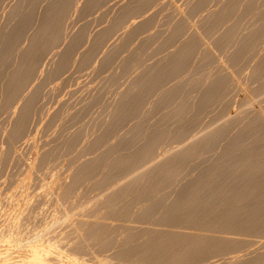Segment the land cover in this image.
<instances>
[{
  "label": "rangeland",
  "instance_id": "rangeland-1",
  "mask_svg": "<svg viewBox=\"0 0 264 264\" xmlns=\"http://www.w3.org/2000/svg\"><path fill=\"white\" fill-rule=\"evenodd\" d=\"M258 1L0 0V264L27 263L36 245L49 249V264H163L164 252L178 248L184 258L173 257L174 264L191 258L193 264L195 257L194 264H264V214L255 211L264 210L258 193L264 186V0ZM249 131L254 142L218 143L226 132L238 140ZM211 164L223 166L216 180L212 171L210 178L204 173ZM172 169L178 171L171 175ZM237 182L241 189H226ZM52 249L65 259L54 258ZM155 249L162 262L153 260L160 256Z\"/></svg>",
  "mask_w": 264,
  "mask_h": 264
},
{
  "label": "bare ground",
  "instance_id": "bare-ground-1",
  "mask_svg": "<svg viewBox=\"0 0 264 264\" xmlns=\"http://www.w3.org/2000/svg\"><path fill=\"white\" fill-rule=\"evenodd\" d=\"M1 1H3V0H1ZM92 1H93V0H92ZM116 1H117V0H116ZM212 1H213V0H212ZM228 1H229V0H228ZM230 1H231V0H230ZM233 1H234V0H233ZM250 1H251V0H250ZM259 1H260V0H259ZM259 1H258V2H259ZM71 2H72V1H71ZM96 2H97V1H96ZM201 2H202V1H201ZM236 2H237V1H236ZM252 2H253V1H252ZM2 3H3V2H2ZM56 3H57V2H56ZM86 3H87V2H86ZM205 3H206V2H205ZM254 3H255V1H254L252 4H254ZM61 4H62V3H61ZM104 4H105V3H104ZM119 4H120V3H119ZM124 4H125V3H124ZM135 4H136V3H135ZM220 4H221V2H220ZM220 4H219V5H220ZM259 4H260V3H259ZM143 5H144V4H143ZM227 5H228V3H227ZM247 5H248V4H247ZM57 6H58V5H56V7H55V6H53V7H55V9H56ZM86 6H87V5H86ZM90 6H91V5H90ZM111 6H112V5H111ZM256 6H257V5H256ZM261 6H262V5H261ZM240 7H241V6H240ZM248 7H249V5H248ZM248 7H246V8H248ZM258 7H259V6H258ZM22 8H23V6H22ZM82 8H83V7H82ZM91 8H92V7H91ZM98 8H99V7H98ZM102 8H103V7H102ZM140 8H141V7H140ZM204 8H205V7H204ZM251 8H252V7H251ZM254 8H255V6H254ZM256 8H257V7H256ZM60 9H61V8H60ZM153 9H154V8H153ZM188 9H189V8H188ZM212 9H214V8H212ZM244 9H245V8H244ZM257 9H260V8H257ZM21 10H22V9H21ZM56 10L58 11L59 9H56ZM114 10H115V9H114ZM205 10H206V9H205ZM209 10H211V9H209ZM214 10H215V9H214ZM228 10H229V7H228ZM228 10H227V11H228ZM252 10H254V9H252ZM261 10H262V9H261ZM49 11H50V10H49ZM65 11H66V10H65ZM188 11H189V10H188ZM191 11H192V10H191ZM196 11H197V10H196ZM241 11H242V9H241ZM247 11H248V9H247ZM255 11H256V10H255ZM257 11H258V10H257ZM257 11H256V12H257ZM58 12H59V11H58ZM93 12H94V11H93ZM112 12H113V11H112ZM197 12H198V11H197ZM231 12H232V11H231ZM242 12H243V11H242ZM252 12H254V11H252ZM252 12H251V13H252ZM259 12H260V11H258L257 13H259ZM15 13H16V12H15ZM33 13H35V12H33ZM36 13H37V12H36ZM106 13H107V12H106ZM202 13H203V12H202ZM243 13H244V12H243ZM19 14H20V11H19ZM57 14H58V13H57ZM62 14H63V12H62ZM62 14H61V15H62ZM104 14H105V13H104ZM117 14H118V13H117ZM148 14H149V13H148ZM205 14H206V13H205ZM207 14H208V13H207ZM216 14H217V13H216ZM226 14H229V13L227 12ZM230 14H232V13H230ZM245 14H246V13H245ZM254 14H255V16H256V13H254ZM13 15H14V14H13ZM59 15H60V14H59ZM96 15H97V14H96ZM100 15H101V14H100ZM123 15H124V13H123ZM197 15H198V14H197ZM210 15H211V14H210ZM246 15H247V14H246ZM250 15H251V14H250ZM78 16H79V15H78ZM109 16H110V15H109ZM120 16H121V15H120ZM207 16H208V15H207ZM230 16H231V15H230ZM230 16H229V17H230ZM240 16H241V13H240ZM6 17H7V16H6ZM60 17H61V16H60ZM114 17H115V16H114ZM118 17H119V16H118ZM229 17H228V20L230 19ZM252 17H253V16H252ZM257 17H258V16H257ZM57 18H58V16H57ZM61 18H62V17H61ZM61 18H60V19H61ZM115 18H116V17H115ZM120 18H121V17H120ZM244 18H245V17H244ZM244 18H243V19H244ZM246 18H247V17H246ZM15 19H16V18H15ZM40 19H41V18H40ZM63 19H64V18H63ZM185 19H186V18H185ZM208 19H209V18H208ZM214 19H215V18H214ZM223 19H224V18H223ZM226 19H227V17H226ZM259 19H261V18H259ZM11 20H12V19H11ZM46 20H47V19L44 20V23L47 24V21H46ZM105 20H106V19H105ZM111 20H112V18H111ZM204 20H205V19H204ZM212 20H213V19H211V22H212ZM217 20H218V19H217ZM228 20H227V21H228ZM252 20H254V17H253ZM263 20H264V19H263ZM263 20L261 21L262 23H263ZM27 21H28V20H27ZM45 21H46V22H45ZM81 21H82V20H81ZM106 21H107V20H106ZM175 21H176V20H175ZM201 21H202V20H201ZM224 21H225V20H224ZM242 21H243V20H242ZM245 21H246V19H245ZM52 22H54V21H52ZM116 22H117V20H116ZM118 22H119V21H118ZM172 22H173V21H172ZM203 22H204V21H203ZM209 22H210V20H209ZM231 22H232V21H231ZM252 22H253V21H251V23H252ZM255 22H256V20H255ZM255 22H254V23H255ZM102 23H103V22H102ZM187 23H188V22H187ZM243 23H244V22H243ZM243 23H242V24H243ZM249 23H250V22H249ZM256 23H257V22H256ZM56 24H57V23H56ZM100 24H101V23H100ZM103 24H104V23H103ZM118 24H119V23H118ZM127 24H128V23H127ZM143 24H144V23H143ZM174 24H175V23H174ZM194 24H195V23H194ZM222 24H223V23H222ZM49 25H50V23H49ZM53 25H54V24H53ZM101 25H102V24H101ZM112 25H113V24H112ZM114 25H115V24H114ZM114 25H113V26H114ZM164 25H165V24H164ZM210 25H211V24H210ZM227 25H228V24H227ZM237 25H239V24H237ZM240 25H241V24H240ZM251 25H252V24H251ZM255 25H257V24H255ZM261 25H262V24H261ZM20 26H21V25H20ZM73 26H74V24H73ZM96 26H97V25H96ZM106 26H107V25H106ZM204 26H205V25H204ZM241 26H243V25H241ZM247 26H248V25H247ZM252 26H253V25H252ZM258 26H259V25H258ZM263 26H264V25H263ZM40 27H41V26H40ZM46 27H48V29L50 28V27L48 26V24H47ZM46 27H45V28H46ZM51 27H52V24H51ZM206 27H207V26H206ZM214 27H216V26L214 25ZM32 28H33V27H32ZM97 28H98V27H97ZM178 28H179V27H178ZM209 28H210V27H209ZM211 28H212V26H211ZM235 28H236V27H235ZM237 28H238V27H237ZM239 28H240V27H239ZM252 28H253V27H252ZM254 28H255V27H254ZM263 28H264V27H262V30H263ZM68 29H69V28H68ZM74 29H75V28H74ZM100 29H101V28H100ZM138 29H139V28H138ZM165 29H166V28H165ZM213 29H215V28H213ZM256 29H257V28H256ZM259 29H260V28H259ZM46 30H47V29H46ZM61 30H62V29H61ZM72 30H73V29H72ZM97 30H98V29H97ZM97 30H96V31H97ZM106 30H107V28H106ZM128 30H129V29H128ZM173 30H174V28H173ZM206 30H207V29H206ZM231 30H232V29H231ZM234 30H235V29H234ZM240 30H241V29H240ZM245 30H246V27H245ZM253 30H255V29H253ZM257 30H258V29H257ZM257 30H256V32L258 33ZM262 30H261V31H262ZM171 31H172V30H171ZM186 31H187V30H186ZM192 31H193V30H192ZM210 31H212V30H210ZM213 31H214V30H213ZM235 31H236V30H235ZM261 31H260V32H261ZM48 32H49V31H48ZM84 32H85V31H84ZM99 32H100V31H99ZM167 32H168V31H167ZM189 32H190V31H189ZM229 32H230V31H229ZM256 32H255V33H256ZM260 32H259V34L262 35V33H260ZM49 33H50V32H49ZM94 33H95V32H94ZM127 33H128V32H127ZM173 33H174V31H173ZM214 33H215V31H214ZM219 33H220V32H219ZM219 33H218V34H219ZM232 33H234V32H232ZM232 33L230 32V34H232ZM237 33H239V32H237ZM242 33H244V32H242ZM247 33H249V32H247ZM251 33H252V32H251ZM17 34H18V33H17ZM17 34H15V35H17ZM19 34H20V33H19ZM68 34H69V33H68ZM74 34H75V32H74ZM78 34H79V33H78ZM92 34H93V33H92ZM110 34H111V33H110ZM128 34H129V33H128ZM130 34H131V33H130ZM167 34H168V33H167ZM186 34H187V33H186ZM218 34H217V35H218ZM222 34H223V33H222ZM222 34H221V35H222ZM235 34H236V33H235ZM21 35H22V34H21ZM182 35H183V34H182ZM240 35H241V33H240ZM240 35H239V36H240ZM246 35H247V34H246ZM254 35H255V34H254ZM254 35H253V36H254ZM257 35H258V34H257ZM257 35H256V36H257ZM72 36H73V35H72ZM106 36H107V35H106ZM127 36H128V35H127ZM127 36H126V37H127ZM155 36H156V35H155ZM250 36H251V35H250ZM21 37H22V36H21ZM77 37H79V36H77ZM77 37H76V38H77ZM82 37H83V36H82ZM104 37H105V36H104ZM179 37H180V36H179ZM184 37H185V36H184ZM199 37H201V36H199ZM234 37H235V35H234ZM234 37H233V38H234ZM251 37H252V36H251ZM254 37H255V36H254ZM257 37H258V36H257ZM259 37H260V35H259ZM14 38H16V37H14ZM14 38H13V39H14ZM35 38H38V37H34L33 40H34ZM71 38H72V37H71ZM107 38H108V37H107ZM186 38H187V37H186ZM231 38H232V37H230L229 39H231ZM241 38H242V37H241ZM246 38H248L249 40H252V39H250V37H246ZM252 38H253V37H252ZM260 38H261V37H260ZM260 38H259V39H260ZM42 39H43V38H42ZM101 39H102V38H101ZM182 39H183V36H182ZM237 39H239V38H236V40H237ZM36 40H37V39H36ZM38 40H40V38H38ZM38 40H37V41H38ZM75 40H76V39H75ZM80 40H81V39H80ZM87 40H88V38H87ZM89 40H90V39H89ZM93 40H95V39H93ZM157 40H158V39H157ZM232 40H233V39H232ZM232 40H231V41H232ZM254 40H258V39H257V38H254ZM50 41H51V40H50ZM122 41H123V40H122ZM127 41H128V40H127ZM144 41H145V40H144ZM144 41H143V42H144ZM195 41H196V40H195ZM227 41H228V40H227ZM241 41H242V40H241ZM244 41H245V40H244ZM247 41H248V40H247ZM166 42H167V41H166ZM175 42H176V41H175ZM190 42H191V41H190ZM209 42H210V41H209ZM216 42H217V41H216ZM229 42H230V41H229ZM233 42H234V41H233ZM248 42H250V41H248ZM256 42H257V41H256ZM259 42H260V40H259ZM259 42H257V43H259ZM263 42H264V39H263ZM263 42H262V44H263ZM32 43H33V42H32ZM38 43H39V42H38ZM38 43H37V45H38ZM76 43H77V42H76ZM144 43H145V42H144ZM144 43H143V44H144ZM162 43H163V42H162ZM220 43H221V42H220ZM235 43H236V42H235ZM242 43H243V42H242ZM17 44H18V43H17ZM33 44H34V43H33ZM33 44H32V45H33ZM84 44L86 45V43H84ZM95 44H96V42H95ZM124 44H125V43H124ZM135 44H136V43H135ZM164 44H165V43H164ZM218 44H219V43H218ZM222 44H223V43H222ZM226 44H227V42H226ZM239 44H240V43H239ZM243 44H244V43H243ZM251 44H253V43H251ZM262 44H261V45H262ZM19 45H20V44H19ZM73 45H75V44H73ZM97 45H98V44H97ZM99 45H100V43H99ZM169 45H170V44H169ZM185 45H186V44H185ZM220 45H221V44H220ZM223 45H224V44H223ZM227 45H228V44H227ZM227 45H226V46H227ZM229 45H230V44H229ZM236 45H237V44H236ZM40 46H41V45H40ZM158 46H160V45H158ZM186 46H187V45H186ZM226 46H225V47H226ZM245 46H246V45H245ZM259 46H260V45H259ZM259 46H258V47H259ZM263 46H264V45H263ZM31 47H33V46H31ZM73 47H75V46H73ZM97 47H98V46H97ZM187 47H188V46H187ZM225 47H223V48L225 49ZM227 47H228V46H227ZM236 47H237V46H236ZM238 47H239V45H238ZM241 47H242V45H241ZM248 47H249V46H248ZM252 47H254V45H253ZM44 48H45V47H44ZM76 48H77V47H76ZM80 48H81V47H80ZM92 48H93V47H92ZM166 48H167V46H166ZM174 48H175V47H174ZM234 48H235V47H234ZM239 48H240V47H239ZM243 48H244V47H243ZM245 48H246V47H245ZM249 48H250V47H249ZM10 49H11V48H10ZM33 49H35V48H31V50L28 49V51L30 50V51H32V53H34ZM142 49H143V48H142ZM151 49H153V48H151ZM160 49H161V48H160ZM185 49H186V47H185ZM190 49H191V48H190ZM220 49H221V47H220ZM228 49H229V48H228ZM246 49H247V48H246ZM252 49H253V48H252ZM254 49H255V47H254ZM259 49H260V48H259ZM20 50H21V49H20ZM20 50H19V51H20ZM86 50H87V49H86ZM175 50H176V49H175ZM217 50H218V49H217ZM233 50H234V49H233ZM261 50H262V49H261ZM28 51H27V52H28ZM30 51H29V52H30ZM80 51H81V50H80ZM120 51H121V50H120ZM176 51H177V50H176ZM191 51H192V50H191ZM191 51H190V52H191ZM224 51H225V50H224ZM226 51H227V50H226ZM226 51H225V52H226ZM236 51H237V50H236ZM239 51H240V50H238V52H239ZM247 51H248V50H247ZM263 51H264V49H263ZM27 52H26V54H27ZM29 52H28V53H29ZM35 52H36V51H35ZM85 52H87V51H85ZM117 52H118V51H117ZM160 52H161V51H160ZM169 52H170V51H169ZM220 52H221V51H220ZM245 52H246V51H244V53H245ZM251 52H252V51H251ZM255 52H256V50H255ZM32 53H31V54H32ZM118 53H119V52H118ZM131 53H132V52H131ZM228 53H229V52H228ZM236 53H237V52H235V54H236ZM242 53H243V52H242ZM256 53H257V52H256ZM258 53H259V52H258ZM26 54H23V55H26ZM29 54H30V53H29ZM77 54H78V53H77ZM239 54H241V53L239 52ZM250 54H251V53H250ZM252 54H253V52H252ZM252 54H251V56H252ZM260 54H261V53H260ZM5 55H6V54H5ZM27 55H28V54H27ZM33 55H34V54H32V56H33ZM91 55H92V54H91ZM125 55H126V54H125ZM132 55H133V54H132ZM159 55H160V54H159ZM185 55L187 56V54H185ZM192 55H193V54H192ZM225 55H226V54H225ZM225 55H224V57H225ZM248 55H249V54H248ZM254 55H255V54H254ZM40 56H41V55H40ZM175 56H176V55H175ZM182 56H183V55H182ZM222 56H223V55H222ZM238 56H239V55H238ZM241 56H242V55H241ZM241 56H240V57H241ZM258 56H259V55H258ZM30 57H31V55H30ZM88 57H89V56H88ZM138 57H139V56H138ZM156 57H157V56H156ZM163 57H164V56H163ZM168 57H169V56H168ZM224 57H223V58H224ZM226 57H228V56H226ZM234 57H235V55H234ZM252 57H253V56H252ZM252 57L250 58V56H249L248 58L253 59ZM23 58H24V57H22V59H23ZM36 58H37V57H36ZM51 58H52V57H51ZM64 58H65V56H64ZM86 58H87V56H86ZM179 58H180V57H179ZM228 58H229V57H228ZM8 59H9V58H8ZM22 59H21V61H22ZM26 59H28V58L26 57ZM54 59H55V58H54ZM57 59H58V58H57ZM61 59H62V58H61ZM90 59H91V58H90ZM107 59H108V58H107ZM125 59H126V58H125ZM133 59H134V58H133ZM180 59H181V58H180ZM231 59H232V57H231ZM231 59H230V60H231ZM233 59H234V58H233ZM236 59H237V57L235 58V62H236ZM64 60H65V59H64ZM138 60H139V59H138ZM157 60H158V59H157ZM169 60H170V59H168V61H169ZM171 60H172V59H171ZM176 60H177V59H176ZM253 60H254V59H253ZM30 61H31V59H30ZM35 61H36V60H35ZM123 61H125V60H123ZM146 61H147V60H146ZM179 61H181V60H179ZM185 61H186V60H185ZM203 61H204V59H203ZM226 61H227V60H226ZM232 61H234V60H232ZM232 61H231V62H232ZM19 62H20V61H19ZM24 62H25V60H24ZM26 62H27V61H26ZM60 62H63V60L60 61ZM100 62H101V61H100ZM129 62H130V61H129ZM165 62H166V61H165ZM170 62H171V61H170ZM181 62H182V61H181ZM242 62H243V61H242ZM22 63H23V62H22ZM22 63H21V64H22ZM27 63H28V62H27ZM27 63H25V64H27ZM189 63H190V62H189ZM244 63H245V61H244ZM248 63H249V62H248ZM7 64H8V63H7ZM17 64H18V63H17ZM23 64H24V63H23ZM23 64H22V65H23ZM35 64H36V63H35ZM66 64H68V61H67V63H65V65H66ZM103 64H104V63H103ZM185 64H186V63H185ZM207 64H208V63H207ZM252 64H253V63H252ZM50 65H51V64H50ZM60 65H61V64H60ZM114 65H115V64H114ZM137 65H138V63H137ZM161 65H162V64H161ZM176 65H178V63H177ZM194 65H195V64H194ZM244 65H245V64H243V66H244ZM24 66H25V65H24ZM66 66H68V65H66ZM85 66H86V65H85ZM189 66H190V65H189ZM208 66H209V65H208ZM217 66H218V65H217ZM247 66H248V65H247ZM247 66H246V67H247ZM64 67H65V66H64ZM87 67H88V66H87ZM105 67H106V66H105ZM105 67H104V68H105ZM120 67H121V66H120ZM162 67H163V66H162ZM176 67H177V66H176ZM178 67H179V66H178ZM203 67H204V66H203ZM203 67H202V68H203ZM238 67H239V65H238ZM263 67H264V66H263ZM20 68H21V67H20ZM104 68H103V69H104ZM106 68H107V67H106ZM124 68H125V67H124ZM141 68H143V67H141ZM198 68H199V67H198ZM207 68H208V67H207ZM241 68H243V67L241 66ZM255 68H256V67H255ZM10 69H11V68H10ZM17 69H18V67H17ZM74 69H75V68H74ZM160 69H161V68H160ZM176 69H177V68H176ZM179 69H180V68H179ZM186 69H187V68H186ZM186 69H185V70H186ZM248 69H249V68H248ZM262 69H263V68H262ZM18 70H19V69H18ZM58 70H59V69H58ZM77 70H78V69H77ZM119 70H120V69H119ZM139 70H140V69H139ZM191 70H192V69H191ZM207 70H208V69H207ZM8 71H9V70H8ZM79 71H81V69H80ZM88 71H89V70H88ZM174 71H175V70H174ZM176 71H177V70H176ZM18 72H19V71H18ZM18 72H17V73H18ZM149 72H150V71H149ZM182 72H183V71H182ZM245 72H246V71H245ZM263 72H264V70H263ZM47 73H48V72H47ZM165 73H166V72H165ZM180 73H181V72H180ZM201 73H202V72H201ZM201 73H200V74H201ZM206 73H208V72H206ZM212 73H213V72H212ZM250 73H251V72H250ZM19 74H20V73H19ZM67 74H68V73H67ZM72 74H73V73H72ZM172 74H173V73H172ZM177 74H178V73H177ZM189 74H190V73H189ZM189 74H188V75H189ZM255 74H256V72H255ZM262 74H263V73H262ZM45 75H46V74H45ZM68 75H69V74H68ZM125 75H126V74H125ZM142 75H143V74H142ZM151 75H152V74H151ZM153 75H154V74H153ZM54 76H55V75H54ZM106 76H107V75H106ZM183 76H184V75H183ZM15 77H17V76H15ZM15 77H14V78H15ZM141 77H142V76H141ZM147 77H149V76H147ZM147 77H146V78H147ZM153 77H154V76H153ZM194 77H195V76H194ZM213 77H214V76H213ZM260 77H261V76H260ZM48 78H49V77H48ZM53 78H54V77H53ZM69 78H70V77H69ZM78 78H79V77H78ZM105 78H106V77H105ZM156 78H158V77H156ZM215 78H216V77H215ZM15 79H16V78H15ZM65 79H66V78H65ZM72 79H73V78H72ZM100 79H101V78H100ZM130 79H131V78H130ZM153 79H154V78H153ZM13 80H14V79H13ZM16 80H17V79H16ZM16 80H15V81H16ZM22 80H23V79H22ZM33 80H34V79H33ZM121 80H122V79H121ZM128 80H129V79H128ZM132 80H133V79H132ZM155 80H156V79H155ZM159 80H160V79H159ZM159 80H158V81H159ZM211 80H212V79H211ZM17 81H18V80H17ZM51 81H52V80H51ZM109 81H110V80H109ZM187 81H188V80H187ZM248 81H249V80H248ZM11 82H12V81H11ZM30 82H31V81H30ZM73 82H74V81H73ZM124 82H125V81H124ZM152 82H153V81H152ZM212 82H213V81H212ZM231 82H232V81H231ZM13 83L16 85V82H13ZM105 83H106V82H105ZM107 83H108V82H107ZM126 83H127V82H126ZM162 83H163V82H162ZM162 83H161V84H162ZM170 83H171V82H170ZM206 83H207V82H206ZM215 83H216V82H215ZM218 83H219V82H218ZM10 84H11V83H10ZM100 84H101V83H100ZM103 84H104V83H103ZM159 84H160V83H159ZM173 84H174V83H173ZM185 84H186V83H185ZM48 85H49V84H48ZM124 85H125V84H124ZM129 85H130V83H129ZM171 85H172V84H171ZM183 85H184V84H183ZM190 85H191V84H190ZM197 85H198V84H197ZM16 86H17V85H16ZM62 86H63V85H62ZM131 86H132V85H131ZM148 86H149V85H148ZM151 86H152V85H151ZM188 86H189V85H188ZM213 86H215V85H212V87H213ZM218 86H219V85H218ZM218 86H217V88H218ZM241 86H242V85H241ZM11 87H12V85H11ZM34 87H35V86H34ZM97 87H98V86H97ZM97 87H96V88H97ZM106 87H107V84H106ZM118 87H119V86H118ZM120 87H121V86H120ZM126 87H127V86H126ZM13 88H14V87H13ZM122 88H123V87H122ZM132 88H133V87H132ZM153 88H154V87H153ZM155 88H156L155 90H157V87H155ZM128 89H129V88H128ZM147 89H148V88H147ZM175 89H176V88H175ZM210 89H211V88H210ZM12 90H13V89H12ZM55 90H56V89H55ZM145 90H146V89H145ZM200 90H201V89H200ZM218 90H219V89H218ZM53 91H54V90H53ZM91 91H92V90H91ZM152 91H153V90H152ZM159 91H160V90H159ZM162 91H163V90H162ZM216 91H217V89H216ZM17 92H18V91H17ZM50 92H51V91H50ZM123 92L125 93L124 90H123ZM150 92H151V89H150ZM153 92H154V91H153ZM218 92H219V91H218ZM221 92H222V90H221ZM227 92H228V91H227ZM15 93H16V92H15ZM97 93H98V92H97ZM159 93H160V92H159ZM162 93H163V92H162ZM174 93H175V92H174ZM92 94H93V93H92ZM112 94H113V93H112ZM131 94H132V93H131ZM177 94H178V93H177ZM200 94H201V93H200ZM206 94H207V93H206ZM206 94H204V95H206ZM215 94H216V93H215ZM217 94H218V93H217ZM9 95H10V94H9ZM107 95H108V94H107ZM114 95H115V94H114ZM120 95H121V93H120ZM125 95H126V93H125ZM144 95H145V94H144ZM202 95H203V93H202ZM204 95H203V97H204ZM103 96H104V95H103ZM123 96H124V95H123ZM162 96H163V95H162ZM249 96H250V95H249ZM124 97H125V96H124ZM186 97H187V96H186ZM203 97H202V98H203ZM19 98H20V97H19ZM112 98H113V97H112ZM114 98H116V97H114ZM125 98H126V97H125ZM128 98H129V97H128ZM148 98H149V97H148ZM155 98H157V97H155ZM182 98H183V97H182ZM194 98H195V97H194ZM194 98H193V99H194ZM199 98H201V96H200ZM29 99H30V98H29ZM29 99L27 98V100H29ZM130 99H131V97H130ZM150 99H151V98H150ZM196 99H197V98H196ZM134 100H135V99H134ZM181 100H182V99H181ZM39 101H40V100H39ZM92 101H93V98H92ZM95 101H96V100H95ZM129 101H131V100H129ZM187 101H188V100H187ZM197 101L199 102L200 100H197ZM31 102H32V101H31ZM57 102H58V101H57ZM80 102H81V101H80ZM89 102H90V101H89ZM120 102H121V101H120ZM141 102H143V101H141ZM144 102H145V101H144ZM155 102H156V101H155ZM177 102H178V101H177ZM188 102H189V101H188ZM194 102H195V101H194ZM194 102H192V105H193ZM200 102H201V101H200ZM213 102H214V101H213ZM97 103H98V102H97ZM103 103H104V102H103ZM111 103H112V102H111ZM113 103H114V102H113ZM123 103H124V102H123ZM123 103H122V104H123ZM132 103H133V102H132ZM43 104H44V103H43ZM43 104H42V105H43ZM108 104H109V103H108ZM117 104H118V103H117ZM125 104H126V103H125ZM164 104H165V102H164ZM177 104H178V103H177ZM188 104H189V103H188ZM197 104H198V103H197ZM32 105H33V104H32ZM72 105H73V104H72ZM86 105H87V104H86ZM92 105H93V104H92ZM98 105H99V104H98ZM106 105H107V104H106ZM162 105H163V104H162ZM195 105H196V104H195ZM60 106H61V105H60ZM63 106H64V105H63ZM101 106H102V105H101ZM101 106H100V108H101ZM111 106H113V105H111ZM164 106H165V105H164ZM142 107H143V106H142ZM191 107H193V106H191ZM25 108H26V105H25ZM144 108H145V106H144ZM163 108H164V107H163ZM188 108H189V106H188ZM86 109H87V108H86ZM109 109H110V108H109ZM164 109H165V108H164ZM218 109H219V108H218ZM42 110H43V109H42ZM63 110H64V109H63ZM89 110H90V108H89ZM102 110H103V109H102ZM102 110H101V111H102ZM104 110H105V109H104ZM125 110H126V109H125ZM144 110H145V109H144ZM157 110H158V109H157ZM180 110H181V109H180ZM55 111H56V110H55ZM68 111H69V110H68ZM73 111H74V110H73ZM85 111H86V110H85ZM92 111H93V109H92ZM110 111H111V110H110ZM130 111H131V110H130ZM80 112H81V111H80ZM125 112H127V111H125ZM131 112H132V111H131ZM137 112H138V111H137ZM155 112H156V111H155ZM163 112H165V110H164ZM189 112H191V111H189ZM37 113H38V112H37ZM73 113L75 114V112H73ZM81 113H82V112H81ZM108 113H109V112H108ZM108 113H107V114H108ZM114 113H115V112H114ZM129 113H130V112H129ZM135 113H136V112H135ZM135 113H134V114H135ZM166 113H167V112H166ZM56 114H57V113H56ZM103 114H105V113H103ZM124 114H125V113H124ZM141 114H142V113H141ZM157 114H158V113H157ZM164 114H165V113H164ZM172 114H173V113H172ZM247 114H248V113H247ZM66 115H67V114H66ZM97 115H98V114H97ZM111 115H112V113H111ZM166 115H167V114H166ZM185 115H186V114H185ZM87 116H88V115H87ZM95 116H96V115H95ZM100 116H101V115H100ZM105 116H106V115H105ZM115 116H116V115H115ZM124 116H125V115H124ZM41 117H42V116H41ZM85 117H86V116H85ZM85 117H84V118H85ZM91 117H92V116H91ZM135 117H136V116H135ZM137 117H138V116H137ZM137 117H136V118H137ZM142 117H143V115H142ZM151 117H152V116H151ZM169 117H170V116H169ZM182 117H183V116H182ZM63 118H64V117H63ZM77 118H78V117H77ZM84 118H83V119H84ZM92 118H93V117H92ZM112 118H113V116H112ZM118 118H119V116H118ZM149 118H150V116H149ZM171 118H172V117H171ZM19 119H20V118H19ZM31 119H32V118H31ZM115 119H116V118H115ZM133 119H134V118H133ZM164 119H165V118H164ZM174 119H175V118H174ZM68 120H69V119H68ZM142 120H143V119H142ZM145 120H146V119H145ZM158 120H159V119H158ZM195 120H196V119H195ZM197 120H198V119H197ZM44 121H45V119H44ZM71 121H73V120H71ZM109 121H110V120H109ZM111 121H112V120H111ZM115 121H117V120H115ZM123 121H124V120H123ZM135 121H136V120H135ZM175 121H176V120H175ZM178 121H179V120H178ZM19 122H20V121H19ZM38 122H39V121H38ZM146 122H147V121H146ZM161 122H162V121H161ZM63 123H64V122H63ZM69 123H70V122H69ZM77 123H78V122H77ZM109 123H110V122H109ZM113 123H114V122H113ZM185 123H186V122H185ZM191 123H192V121H191ZM196 123H197V122H196ZM200 123H201V122H200ZM20 124H21V123H20ZM66 124H67V123H66ZM73 124H74V122H73ZM104 124H105V123H104ZM107 124H108V123H107ZM136 124H137V123H136ZM140 124H141V123H140ZM154 124H155V123H154ZM160 124H162V123H160ZM22 125H23V124H22ZM35 125H36V124H35ZM82 125H83V124H82ZM141 125H142V124H141ZM193 125H194V124H193ZM20 126H21V125H19V127H20ZM46 126H47V125H46ZM49 126H50V125H49ZM71 126H72V125H71ZM123 126H124V125H123ZM126 126H127V125H126ZM129 126H130V125H129ZM138 126H139V125H138ZM147 126H148V125H147ZM161 126H162V125H161ZM178 126H179V125H178ZM21 127H22V126H21ZM44 127H45V126H44ZM94 127H95V126H94ZM94 127H93V128H94ZM175 127H176V126H175ZM184 127H185V126H184ZM68 128H69V127H68ZM68 128H67V129H68ZM167 128H168V127H167ZM21 129H22V128H21ZM106 129H107V128H106ZM113 129H114V128H113ZM127 129H128V128H127ZM129 129H130V128H129ZM156 129H157V128H156ZM162 129H163V128H162ZM230 129H231V128H230ZM245 129H246V128H245ZM22 130H23V129H22ZM93 130H94V129H93ZM100 130H101V129H100ZM157 130H158V129H157ZM157 130H156V131H157ZM218 130H219V129H218ZM250 130H251V128H250ZM86 131H87V130H86ZM94 131H95V130H94ZM98 131H99V130H98ZM104 131H105V129H104ZM109 131H111V130H109ZM128 131H130V130H128ZM166 131H167V130H166ZM216 131H217V130H216ZM223 131H224V130H223ZM24 132H25V131H24ZM24 132H23V133H24ZM99 132H100V131H99ZM116 132H117V131H116ZM132 132H133V131H132ZM148 132H149V131H148ZM239 132H240V131H239ZM100 133H102V132H100ZM128 133H129V132H128ZM146 133H147V132H146ZM146 133H145V134H146ZM229 133H230V132H229ZM231 133H232V132H231ZM37 134H38V133H37ZM126 134H127V133H126ZM150 134H151V133H150ZM153 134H154V133H153ZM223 134H224V133H223ZM226 134H228V133L226 132ZM226 134H225V136H224L223 139L220 138V139L218 140V143H219V144H220V142L223 144V143H225L227 140L230 141V142L232 141L234 144H235V142L238 143V141H240L241 139H247V142H248V140L250 141V139H251L253 142L256 140V139L254 138V136L250 133V131H249V132H246V133L244 134L245 136H244V135L242 136L243 138H240V139H239V137H238V140H237V138H236V139H232V138H234V135H233L232 138H230V137H227ZM232 134H233V133H232ZM235 134H236V133H235ZM250 134H251V135H250ZM84 135H85V134H84ZM111 135H112V134H111ZM157 135H158V134H157ZM216 135H217V134H216ZM221 135H222V134H221ZM228 135H229V134H228ZM236 135H237V134H236ZM239 135H240V134H238V136H239ZM254 135H256V133H255ZM258 135H259V134H258ZM260 135H261V134H260ZM103 136H106V135H103ZM250 136H251V138H250ZM96 137H97V136H96ZM109 137H110V136H109ZM112 137H113V136H112ZM175 137H176V136H175ZM220 137H221V136H220ZM236 137H237V136H236ZM244 137H245V138H244ZM133 138H134V137H133ZM217 138H218V137H217ZM100 139H102V138L100 137ZM131 139H132V138H131ZM157 139H158V138H157ZM56 140H57V139H56ZM128 140H129V139H128ZM128 140H127V141H128ZM161 140H162V139H161ZM207 140H208V139H207ZM223 140H224V141H223ZM258 140H259V139H258ZM20 141H21V140H20ZM143 141H144V140H143ZM245 141H246V140H245ZM22 142H23V141H22ZM58 142H59V141H58ZM72 142H73V141H72ZM102 142H103V141H102ZM106 142H107V141H106ZM141 142H142V141H141ZM152 142H153V141H152ZM216 142H217V139H216ZM232 142H231V143H232ZM240 142H241V141H240ZM242 142H244V141H242ZM37 143H38V142H37ZM82 143H83V142H82ZM111 143H112V142H111ZM147 143H148V141H147ZM149 143H150V142H149ZM198 143H199V142H198ZM205 143H206V140H205ZM209 143H210V142H209ZM209 143H208V144H209ZM218 143H217V144H218ZM256 143H257V142H256ZM259 143H261V142H259ZM259 143H258V144H259ZM103 144H104V143H103ZM131 144H132V143H131ZM222 144H221V145H222ZM239 144H240V143H239ZM244 144H245V143H244ZM247 144H248V143H247ZM45 145H46V144H45ZM87 145H88V144H87ZM148 145H149V144H148ZM153 145H154V143H153ZM221 145H219L218 147H220ZM229 145H230V144H229ZM242 145H243V144H242ZM42 146H43V145H42ZM53 146H54V145H53ZM73 146H74V145H73ZM88 146H89V145H88ZM143 146H144V145H143ZM145 146H146V145H145ZM215 146L217 147V145H215ZM215 146H214V147H215ZM230 146H231V145H230ZM86 147H87V146H86ZM101 147H102V146H101ZM108 147H109V146H108ZM112 147H113V146H112ZM114 147H115V146H114ZM114 147H113V148H114ZM120 147H122V146H120ZM138 147H140V146H138ZM138 147H137V148H138ZM141 147H142V145H141ZM214 147H213V148H214ZM222 147H223V146H222ZM259 147H260V146H259ZM48 148H49V146H48ZM110 148H111V147H110ZM208 148H209V147H208ZM46 149H47V148H46ZM58 149H59V148H58ZM104 149H105V148H104ZM214 149H215V148H214ZM219 149H220V148H219ZM38 150H39V149H38ZM41 150H43V149H41ZM52 150H53V149H52ZM52 150H50V151H52ZM55 150H56V149H55ZM89 150H90V146H89ZM95 150H96V149H95ZM105 150H106V149H105ZM115 150H116V149H115ZM48 151H49V150H48ZM84 151H85V150H84ZM120 151H122V150H120ZM253 151H254V150H253ZM41 152H43V151H41ZM95 152H96V151H95ZM109 152H110V151H109ZM117 152H118V151H116L115 153H117ZM121 153H122V152H121ZM53 154H54V153H53ZM117 154H120V153H117ZM40 155H41V154H40ZM45 155H46V154H45ZM81 155H82V154H81ZM230 155H231V154H230ZM79 156H80V155H79ZM92 156H93V155H92ZM101 156H102V155H101ZM114 156H115V155H113V157H114ZM121 156H122V155H121ZM123 156H124V155H123ZM43 157H44V156H43ZM84 157H86V156H84ZM94 157H95V156H94ZM124 157H125V156H124ZM35 158H36V157H35ZM41 158H42V157H41ZM242 158H243V157H242ZM96 159H97V158H96ZM106 159H108V158H106ZM113 159H114V158H113ZM121 159H122V158L120 157V160H121ZM206 159H207V158H206ZM41 160H42V159H41ZM118 160H119V159H118ZM120 160H119V161H120ZM122 160H123V159H122ZM216 160H217V159H216ZM241 161H242V160H241ZM69 162H70V161H69ZM112 162H113V161H112ZM174 162H175V161H174ZM177 162H178V161H177ZM205 162H206V161H205ZM93 163H94V162H93ZM178 163H180V162H178ZM211 163H212V162H211ZM53 164H54V163H53ZM106 164H107V163H106ZM202 164H203V163H202ZM204 164H205V163H204ZM208 164H209V163H208ZM213 164H214V163H213ZM213 164L210 165V168H211V169H210V168H206V167L204 166V167H205V169H204V173H206V174L208 173V175H209V174L211 175V172H210V171H212V174H213L212 177L210 178V175H209L208 178L212 179V178L214 177L215 180H216V179L218 178V176H219V175L221 176V173H223L222 168H221L222 165L219 166V167L221 168V169H220L219 167L217 168V166H216V167L213 166ZM90 165H92V163H90ZM241 165L243 166V164H241ZM263 165H264V164H263ZM95 166H96V165H95ZM109 166H110V165H109ZM115 166H116V165H115ZM198 166H199V165H198ZM200 166H201V165H200ZM200 166H199V167H200ZM206 166H207V165H206ZM91 167H92V166H91ZM201 167H202V166H201ZM207 167H208V166H207ZM222 167H223V166H222ZM229 167H230V166H229ZM97 168H98V167H97ZM104 168H105V167H104ZM112 168H113V166H112ZM174 168H175V167H174ZM174 168H173V169H174ZM225 168H226V166H225ZM242 168H243V167H242ZM252 168H253V167H252ZM263 168H264V167H263ZM72 169H73V168H72ZM91 169H92V168H91ZM157 169H158V166H157ZM173 169H172L171 171H169V173H170L171 175H173L175 171H176V172L178 171V170H174V171H173ZM184 169H185V168H184ZM236 169H238V168H236ZM254 169H255V168H254ZM116 170H117V169H116ZM154 170H155V169H154ZM240 170H241V168H240L238 171H240ZM92 171H93V170H92ZM122 171H123V170H122ZM241 171H242V170H241ZM241 171H240V172H241ZM176 172H175V173H176ZM179 172H180V171H179ZM179 172H178V173H179ZM193 172H194V171H193ZM215 172H216V173H215ZM226 172H227V171H226ZM246 172H247V170H246ZM249 172H250V171H248L247 173H249ZM263 172H264V171H263ZM66 173H67V171H66ZM161 173H162V172H161ZM165 173H167V172H165ZM165 173H164V174H165ZM185 173H186V172H185ZM194 173H195V172H194ZM231 173H232V172H231ZM238 173H239V172H238ZM78 174H79V173H78ZM159 174H160V173H159ZM200 174H201V173H200ZM223 174H224V173H223ZM225 174H226V173H225ZM232 174H233V173H232ZM256 174H257V173H256ZM75 175H76V174H75ZM165 175H166V174H165ZM184 175H185V174H184ZM254 175H255V173H254ZM76 176H77V175H76ZM107 176H108V175H107ZM166 176H167V175H166ZM142 177H143V176H142ZM198 177H199V176H198ZM200 177H201V175H200ZM204 177H206V176H204ZM226 177H227V178H225V176H224V178H219L218 181L220 182L221 180H223V181H221V183H222V182L228 180V179H229V174H228ZM230 177H231V175H230ZM261 177H262V176H261ZM261 177H260V178H261ZM74 178H75V177H74ZM160 178H161V177H160ZM236 178H237V177H236ZM240 178H241V176H240ZM251 178H253V177H251ZM77 179H78V178H77ZM161 179H162V178H161ZM161 179H160V180H161ZM165 179H166V181H167V178H165ZM181 179H182V178H181ZM183 179H184V178H183ZM191 179H192V178H191ZM204 179H205V178H204ZM206 179H207V178H206ZM231 179L233 180L234 178L232 177ZM244 179H245V178H244ZM143 180H144V179H143ZM160 180H159V181H160ZM162 180H164V179H162ZM162 180H161V181H162ZM202 180H203V179H202ZM238 180H239V178H237V181H238ZM258 180L261 181V179H258ZM206 181L208 182V179H207ZM79 182H80V181H79ZM145 182H146V181H145ZM154 182H155V181H154ZM186 182H187V181H186ZM197 182H198V181H197ZM214 182H216V181H214ZM229 182H230V181H229ZM234 182H235V180H234ZM240 182H241V181H240ZM240 182H239V183H240ZM254 182H255V181H254ZM167 183H168V182H167ZM191 183H192V182H191ZM199 183H201V182L199 181ZM224 183H225V182H224ZM224 183H223V184H224ZM226 183H227V182H226ZM79 184H80V183H79ZM164 184H165V183H164ZM209 184H210V183H209ZM211 184H213V183H211ZM214 184H217V183H214ZM255 184H257V183H255ZM162 185H163V184H162ZM162 185H161V186H162ZM221 185H222V184H221ZM221 185L217 187V188H219L218 190L221 189ZM229 185H230V184H228V186H229ZM232 185H233V183H232ZM240 185H241V184H240ZM260 185L263 186V184H260ZM260 185H258V184H257V186L254 185L255 188L253 187V189H254L255 192H256V191H259V187H260ZM68 186H69V185H68ZM159 186H160V185H159ZM204 186H205V185H204ZM211 186L214 187V185H211ZM236 186H237V187H236ZM241 186H243V185H241ZM241 186L238 187V182H237V184L235 185V187L232 186V187H229V188H228L227 185H226V189H231V188H232V189H236V188L241 189V188H242ZM262 186H261V188L263 189L264 186H263V187H262ZM139 187H140V186H139ZM147 187H148V186H147ZM163 187H164V185L162 186V188H163ZM202 187H203V186H202ZM205 187H207V186H205ZM215 187H216V186H215ZM224 187H225V184H224V186H223L222 189H224ZM153 188H154V187H153ZM155 188H156V187H155ZM157 188H158V187H157ZM159 188H160V187H159ZM173 188H174V187H173ZM180 188H181V187H180ZM217 188H213V189H216V190H217ZM244 188H245V187H244ZM201 189H202V188H201ZM201 189H200V190H201ZM203 189H204V188H203ZM203 189H202V190H203ZM238 189H237V190H238ZM262 189H261L260 191H263V190H264V189H263V190H262ZM150 190H152V189H150ZM156 190H157V189H156ZM160 190H161V189H160ZM172 190H173V189H172ZM177 190H178V189H177ZM179 190H180V189H179ZM200 190H199V191H200ZM202 190H201V191H202ZM207 190H208V189H207ZM237 190H236V191H237ZM242 190H243V189H242ZM137 191H138V190H137ZM169 191H170V190H169ZM199 191L197 192L198 194H199ZM230 191H231V190H230ZM234 191H235V190H234ZM260 191H259L258 193H260ZM134 192H135V191H134ZM144 192H146V194H147V191H144ZM152 192H153V191H152ZM189 192H190V191H189ZM193 192H194V191H193ZM226 192H227V191H226ZM243 192H244V191H243ZM141 193H142V192H141ZM141 193H140V194H141ZM149 193H150V191H149ZM174 193H175V192H174ZM205 193H206V192H205ZM235 193H237V192H235ZM239 193H241V192H239ZM249 193H250V192H249ZM258 193H257V194H258ZM140 194H139V196L142 197V194H141V195H140ZM144 194H145V193H144ZM153 194H154V193H153ZM220 194H221V193H220ZM226 194H227V193H226ZM176 195H177V194H176ZM190 195H191V193H190ZM217 195H219V194H217ZM240 195H241V194H240ZM248 195H249V194H248ZM259 195H260V194H259ZM160 196H161V195H160ZM169 196H170V195H169ZM174 196H175V195H174ZM230 196H231V195H230ZM232 196L235 197L234 195H232ZM232 196H231V197H232ZM236 196H237V195H236ZM238 196H239V195H238ZM238 196H237V197H238ZM261 196H262V195H261ZM124 197H125V196H124ZM131 197H132V196H131ZM225 197H226V196H225ZM242 197H243V196H242ZM247 197H248V196H247ZM149 198H150V197H149ZM155 198H156V197H155ZM163 198H164V197H163ZM172 198H173V197H172ZM167 199H168V198H167ZM170 199H171V198H170ZM196 199H197V198H196ZM231 199H232V198H231ZM233 199H234V198H233ZM237 199H238V198H237ZM245 199H246V198H245ZM134 200H135V199H134ZM136 200H138V199H136ZM153 200H154V199H153ZM175 200H178V198L175 199ZM179 200H180V199H179ZM179 200H178L177 204L179 203ZM187 200H188V199H187ZM235 200H236V199H235ZM254 200H255V199H254ZM160 201H161V200H160ZM168 201H169V200H168ZM221 201H222V200H221ZM142 202H143V201H142ZM142 202H141V203H142ZM151 202H152V201H151ZM162 202H163V201H162ZM186 202H187V201H186ZM259 202H260V201H259ZM139 203H140V202H139ZM174 203H175V202H174ZM174 203H173V204H174ZM231 203H232V202H231ZM250 203H251V202H250ZM261 203L264 204L263 201H261ZM161 204H162V203H161ZM179 204H180V203H179ZM188 204H189V203H188ZM188 204H187V205H188ZM234 204H235V203H233L232 206H235ZM141 205H142V204H141ZM175 205H176V203H175ZM228 205H229V204H228ZM144 206H145V205H144ZM156 206H157V203H156ZM159 206H160V205H159ZM167 206H169V205H167ZM249 206H250V205H249ZM255 206H256V204H255ZM255 206H254V207H255ZM151 207H152V206H151ZM173 207H174V205H173ZM175 207H176V206H175ZM185 207H186V206H185ZM185 207H184V208H185ZM206 207H207V206H206ZM258 207H259V206H258ZM158 208H159V207H158ZM229 208H231V207H229ZM229 208H228V210H229ZM232 208H233V207H232ZM236 208H237V206H236ZM241 208H242V207H241ZM166 210H167V208H166ZM169 210H171V208H170ZM173 210H174V209H173ZM238 210H240V209H238ZM238 210H235L234 215L236 214V211H238ZM251 210H252V209H251ZM167 211H168V210H167ZM167 211H165V212H167ZM174 211H175V210H174ZM191 211H192V210H191ZM230 211H232V210L230 209ZM244 211H245V210H242V212H244ZM255 211H256V209H255ZM263 211H264V210H263ZM123 212H124V211H123ZM163 212H164V211H163ZM165 212H164V213H165ZM228 212H229V211H228ZM232 212H233V211H232ZM232 212H231V213H232ZM239 212H241V211H239ZM245 212H246V211H245ZM249 212H250V211H249ZM251 212H252V211H251ZM157 214H158V213H157ZM165 214L168 215L169 213H168V214L165 213ZM171 214H172V211H171ZM173 214H174V213H173ZM229 214H230V212H229L227 215H229ZM237 214H238V212H237ZM247 215H248V214H247ZM173 216H175V215H172V217H173ZM179 216H181V215H179ZM235 216H236V215H235ZM239 216H240V215H239ZM241 216H242V215H241ZM243 216H244V215H243ZM243 216H242V217H243ZM166 217H167V216H166ZM237 217H238V216H237ZM260 217H262V215H261ZM164 218H165V217H164ZM224 218H225V217H224ZM226 218H227V217H226ZM229 218H230V217H229ZM211 220H212V219H211ZM213 220H214V219H213ZM230 220H231V219H230ZM228 221H229V220H228ZM237 221H238V220H237ZM212 222H213V221H212ZM210 223H211V222H210ZM234 223H235V222H234ZM119 231H120V230H119ZM35 237H36V236H35ZM41 239H42V238H41ZM128 239H129V238H128ZM28 240H29V239H28ZM34 240H35V239H34ZM34 240H33V241H34ZM105 240H106V239H105ZM28 242H29V241H28ZM34 242H35V241H34ZM128 242H129V241H128ZM126 243H127V242H126ZM19 244H20V243H19ZM57 244H58V243H57ZM121 245H122V244H121ZM127 245H128V243H127ZM150 245H151V244H150ZM36 246H37V245H36ZM36 246L31 247V250H30V253H29V257H28V259L25 258V259H27V260H25V262H27V263H21V261L19 260V261H20V264H49V263H48V262H49V259H48L47 255H46V253H49V255H51L49 249H45V248H44V249H42V248H41V249H40V248L38 249V247H36ZM53 246H54V244H53ZM55 246H56V245H55ZM58 246H59V245H58ZM39 247H40V246H39ZM127 247H128V246H127ZM133 247H134V246H133ZM140 247H141V246H140ZM143 247H144V246H143ZM148 247H149V245H148ZM154 247H155V246H154ZM47 248H48V247H47ZM136 248H137V247H136ZM146 248H147V247H146ZM150 248H151V247H150ZM150 248L147 249V250H143V251L147 254L148 252H150V250H151ZM177 248H178V247H177ZM211 248H212V247H211ZM55 249H56V248H55ZM74 249H75V248H74ZM131 249H133V248H131ZM134 249H135V248H134ZM144 249H145V248H144ZM162 249H164V248H162ZM178 249H179V248H178ZM178 249H177L176 251H174V252H172L173 250H172V251H169V250L167 249V251L164 252V254L166 253L165 256L168 255L167 258H165L164 256H162V255H163V254H162V250H158V249L156 250V249H155V250H156V251H155V254H156V255H160V256H157L156 258H153V260H156V259L160 260L159 258L164 257V258H162V259H166V262H164V263H166V264H171V262H173V259H174V258L176 259L178 256H180V253L183 251V249H182V251H181V248H180V250H178ZM184 249H185V248H184ZM186 249H187V248H186ZM50 250H51V249H50ZM52 250H53V249H52ZM153 250H154V249H153ZM165 250H166V249H165ZM103 251H104V250H103ZM127 251H129V250H127ZM136 251H137V250H136ZM151 251H152V250H151ZM188 251H189V250H188ZM5 252H6V251H5ZM53 252H54V254L56 255V257H54V258H58V259L60 258L61 260H62V258L65 259V256H63V254L60 253L59 251H54V250H53ZM53 252H51V253H53ZM94 252H95V251H94ZM144 252H143V254H145ZM152 252H153V251H152ZM191 252H192V251H191ZM191 252H190V254H191ZM128 253H129V252H128ZM193 253H194V252H193ZM197 253H198V252H197ZM94 254H95V253H94ZM141 254H142V252H141ZM155 254H154V255H155ZM182 254H183V253H182ZM184 254H185V250H184ZM190 254H189V253L187 254V255H188V260H189V258H191V256L189 257ZM52 255H53V254H52ZM55 255H54V256H55ZM135 255H136V253H135ZM154 255H153V256H154ZM156 255H155V256H156ZM187 255H185V256H187ZM195 255H198V254H195ZM5 256H6V255H5ZM5 256H4V257H5ZM68 256H69V255H68ZM137 256H138V255H137ZM143 256H144V255H143ZM183 256H184V255H183ZM192 256H193V255H192ZM14 257H15V256H14ZM139 257H140V256H139ZM145 257H147V256H145ZM169 257H172V259L169 258ZM173 257H174V258H173ZM228 257H229V256H228ZM6 258H7V257H5L4 260H5ZM114 258H115V257H114ZM147 258H148V257H147ZM180 258H182V255L180 256ZM183 258H184V257H183ZM183 258H182V259H183ZM64 259H63V260H64ZM67 259H68V258H67ZM103 259H104V258H103ZM121 259H122V258H121ZM151 259H152V258H151ZM182 259H180V260H182ZM202 259H203V258H202ZM2 260H3V259H2ZM4 260H3V262H4ZM23 260H24V259H23ZM23 260H22V261H23ZM50 260H51V259H50ZM61 260H60V261H61ZM158 260H157V261H158ZM180 260L178 259L177 262L179 263ZM195 260H196V257H195V259H194V263H195ZM199 260H200V259H199ZM230 260H231V259H230ZM0 261H1V259H0ZM14 261H15V260H14ZM70 261H71V259H70ZM70 261H68V262H70ZM143 261H144V259H143ZM160 261H161V260H160ZM184 261H185V263H186V260H184ZM189 261H190V260H189ZM189 261H187V264L189 263ZM191 261H192V258H191ZM191 261H190V262H191ZM7 262H8V261H7ZM10 262H11V260H10ZM68 262H66V263L69 264ZM161 262H162V261H161ZM180 262H181V261H180ZM203 262H205L204 259H203V261L201 262V264H203ZM11 263H12V262H11ZM15 263H16V262H15ZM15 263H14V264H15ZM74 263L76 264V262H74ZM103 263H104V262H103ZM135 263H136V261H135ZM141 263H142V262H141ZM164 263H163V264H164ZM178 263H176V264H178ZM192 263H193V262H192ZM194 263H193V264H194ZM196 263H197V262H196ZM198 263H200V262H198ZM211 263H212V262H211ZM1 264H2V263H1ZM5 264H8V263H5ZM9 264H10V263H9ZM16 264H18V263H16ZM61 264H62V263H61ZM132 264H133V263H132ZM138 264H139V263H138ZM161 264H162V263H161ZM172 264H174V262H173ZM179 264H180V263H179ZM183 264H184V263H183ZM209 264H210V263H209Z\"/></svg>",
  "mask_w": 264,
  "mask_h": 264
},
{
  "label": "water",
  "instance_id": "water-1",
  "mask_svg": "<svg viewBox=\"0 0 264 264\" xmlns=\"http://www.w3.org/2000/svg\"><path fill=\"white\" fill-rule=\"evenodd\" d=\"M257 192V191H256ZM260 195H262V199L261 200H264V192H262V191H260ZM261 205H262V203H261ZM257 212H260V214L261 215H263L264 214V211H263V209H257L256 210Z\"/></svg>",
  "mask_w": 264,
  "mask_h": 264
}]
</instances>
